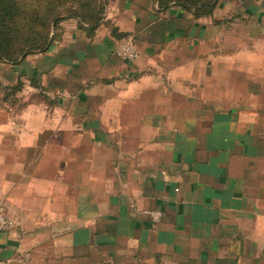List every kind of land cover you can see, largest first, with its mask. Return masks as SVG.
<instances>
[{"label":"crops","instance_id":"0c3cea01","mask_svg":"<svg viewBox=\"0 0 264 264\" xmlns=\"http://www.w3.org/2000/svg\"><path fill=\"white\" fill-rule=\"evenodd\" d=\"M228 1L196 18L156 0H110L93 34L66 21L52 48L30 55L38 63L2 71L29 96L3 119L0 87V201L16 220L0 232V264L255 263L264 73L238 71L255 51L228 56L227 31L264 46V0ZM128 35L133 62L115 50Z\"/></svg>","mask_w":264,"mask_h":264},{"label":"rangeland","instance_id":"374dc122","mask_svg":"<svg viewBox=\"0 0 264 264\" xmlns=\"http://www.w3.org/2000/svg\"><path fill=\"white\" fill-rule=\"evenodd\" d=\"M21 3L19 4L21 7L20 11V17L17 19V25L16 27L21 28L23 33H31V36L35 33L34 31L40 30L45 31L48 29V24H44L43 20L41 22H36L34 19L28 20V16H42V15H53L54 18H58L57 20H52L51 24V32L49 33L48 37L51 45L54 44L56 40L60 38V34L62 32V25L66 21H72L74 23H78L79 28H83L82 26L87 27V32L89 34H93L96 29L101 26L107 18L108 15V5L110 3V0H19ZM168 1V0H167ZM191 2L195 0H190ZM221 0H217L215 3V6L211 12V14L207 15H199L196 14L195 9H185L181 5L179 0H172L170 2L169 7L172 6H179L183 9L187 10L188 12H191L196 18L206 17V16H212L215 9L218 7ZM157 4L160 5L159 0H156ZM231 2L230 0L228 1ZM179 3V4H178ZM191 6L195 7L194 4L188 2ZM162 7V6H161ZM230 19V18H229ZM71 23V22H70ZM11 25V24H10ZM227 31V49H228V56H242V55H251L253 50L255 51V65L247 64V63H239L238 71L241 69L243 70H250L252 66L255 67V74L264 73V64L259 60H257V56L262 57L264 56V46H258V41L262 40L263 38L256 37L255 39V48H251V45L253 44L251 41H248L246 39H241L238 37V35H241V33L236 32V27L233 25V27H230ZM124 38V37H123ZM122 38V39H123ZM241 40V41H238ZM32 42H30L31 44ZM19 47V46H17ZM52 48L50 46L47 50ZM47 50H32L30 53L24 55L21 57L20 62L23 61V63L20 65H14L15 67L11 70L13 74L17 73V71L21 68H31L36 62L33 60V58L30 57V55H41L44 51ZM29 56V57H28ZM8 64V65H7ZM17 64L14 62H11L7 59H1L0 58V87L3 89V97L6 101L4 103H7L9 106V110L3 109L2 118L7 119L11 118V113L15 112L16 110L19 111L21 107L24 109L26 108L28 104V83H17L11 81L12 73L7 74L8 78L5 80L3 76L1 75L2 71L4 72V69H10L9 65ZM32 72V69H31ZM234 75V71H233ZM28 77V76H27ZM264 81V80H263ZM4 83V85H3ZM231 85L236 84V81H229ZM7 86V90H4ZM12 106V108H11ZM14 107V108H13ZM26 111V110H25ZM24 114V113H23ZM22 114V115H23ZM21 116V114H15ZM27 116V112L25 113ZM17 117V116H16ZM2 119V120H3ZM2 202V201H1ZM4 203V202H3ZM7 207V206H6ZM8 209V207H7ZM9 211V209H8ZM10 213V212H9ZM15 219V218H14ZM262 246V245H261ZM263 254L261 252L260 256ZM190 260L194 259H181V260H174L171 257H153L152 259H149L147 261L140 262L139 264H187L190 262Z\"/></svg>","mask_w":264,"mask_h":264},{"label":"trees","instance_id":"16d2710c","mask_svg":"<svg viewBox=\"0 0 264 264\" xmlns=\"http://www.w3.org/2000/svg\"><path fill=\"white\" fill-rule=\"evenodd\" d=\"M217 0H179L183 8H194L196 14L207 15L211 14ZM160 6L169 7L172 0H159ZM188 2L194 4L191 6ZM21 2L19 0H0V58L7 59L14 63H19L21 57L30 53L32 50H47L52 43L49 40V33L51 32V22L53 15H29L28 20L34 19L36 22L43 20L44 24H48V29L45 31L36 30L31 36V33H23L21 28H18L17 19L20 17ZM50 22V23H49ZM11 24V25H10ZM30 42H32L30 44ZM19 46V47H17ZM187 264H242L236 257L217 258L213 262H204L200 260H190ZM253 264H264V251Z\"/></svg>","mask_w":264,"mask_h":264},{"label":"built area","instance_id":"2783aa9c","mask_svg":"<svg viewBox=\"0 0 264 264\" xmlns=\"http://www.w3.org/2000/svg\"><path fill=\"white\" fill-rule=\"evenodd\" d=\"M116 53L128 61H136L140 57L138 40L134 35H128L120 40L116 46ZM154 222L161 221L164 212L160 209H146L144 211ZM16 225V220L9 213L5 203L0 201V232L9 231Z\"/></svg>","mask_w":264,"mask_h":264}]
</instances>
